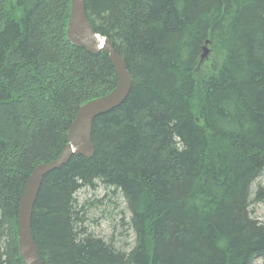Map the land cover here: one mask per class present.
I'll list each match as a JSON object with an SVG mask.
<instances>
[{
  "label": "trees",
  "instance_id": "obj_1",
  "mask_svg": "<svg viewBox=\"0 0 264 264\" xmlns=\"http://www.w3.org/2000/svg\"><path fill=\"white\" fill-rule=\"evenodd\" d=\"M130 92L94 119L93 155L47 173L31 233L43 264H253L264 222V0H84ZM70 0H0V264H22L18 203L56 160L81 105L116 85L107 55L72 46ZM207 55L202 59L203 50ZM202 59V60H201ZM123 198L124 252L88 232L84 188ZM263 202L258 186L254 196Z\"/></svg>",
  "mask_w": 264,
  "mask_h": 264
},
{
  "label": "water",
  "instance_id": "obj_2",
  "mask_svg": "<svg viewBox=\"0 0 264 264\" xmlns=\"http://www.w3.org/2000/svg\"><path fill=\"white\" fill-rule=\"evenodd\" d=\"M66 38L72 46L83 48L90 54L102 52L107 55L117 82L109 93L91 99L79 107L69 126L66 144L56 160L37 165L29 175L19 199L16 217L17 249L22 264H43L31 233L32 211L43 177L66 164L72 155L86 158L93 155L91 129L94 119L123 104L131 88L130 76L123 60L114 52L113 44L96 33L89 23L84 0H70ZM206 55L207 51L204 49L202 59Z\"/></svg>",
  "mask_w": 264,
  "mask_h": 264
},
{
  "label": "rangeland",
  "instance_id": "obj_3",
  "mask_svg": "<svg viewBox=\"0 0 264 264\" xmlns=\"http://www.w3.org/2000/svg\"><path fill=\"white\" fill-rule=\"evenodd\" d=\"M258 186L263 190L264 196V174L251 187L249 208L254 219L264 222V200L263 202L254 200ZM77 198L79 203H84L88 209V217L85 223L88 232L105 241L111 239L118 248L126 253L133 248L135 235L130 227L126 204L119 194H113L98 185L94 189L84 188L80 190ZM253 264H264V257L255 258Z\"/></svg>",
  "mask_w": 264,
  "mask_h": 264
},
{
  "label": "bare ground",
  "instance_id": "obj_4",
  "mask_svg": "<svg viewBox=\"0 0 264 264\" xmlns=\"http://www.w3.org/2000/svg\"><path fill=\"white\" fill-rule=\"evenodd\" d=\"M69 9H70V6H69ZM69 16V15H68ZM87 17V16H86ZM67 22H68V19H67ZM66 30H67V25H66ZM65 35H66V31H65ZM67 39V38H66ZM114 49V48H113ZM131 80V79H130ZM116 82H117V78H116ZM18 250V249H17Z\"/></svg>",
  "mask_w": 264,
  "mask_h": 264
}]
</instances>
